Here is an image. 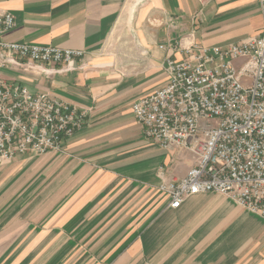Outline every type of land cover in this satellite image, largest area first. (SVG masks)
Returning a JSON list of instances; mask_svg holds the SVG:
<instances>
[{"label":"crops","instance_id":"obj_1","mask_svg":"<svg viewBox=\"0 0 264 264\" xmlns=\"http://www.w3.org/2000/svg\"><path fill=\"white\" fill-rule=\"evenodd\" d=\"M0 11L14 18L1 41L84 53L44 72L0 51L1 78L88 112L61 153L0 168V264H264L260 216L211 193L168 206L158 187L192 156L158 147L132 113L166 84L179 44L258 36L259 0H0Z\"/></svg>","mask_w":264,"mask_h":264},{"label":"built area","instance_id":"obj_2","mask_svg":"<svg viewBox=\"0 0 264 264\" xmlns=\"http://www.w3.org/2000/svg\"><path fill=\"white\" fill-rule=\"evenodd\" d=\"M258 36L225 47L190 42L167 59L166 84L132 105L147 139L166 151H188L193 164L178 181L162 180L160 193L177 209L197 194H217L264 219V0ZM14 27L0 11V51L44 72L72 68L84 53L38 44L3 42ZM5 62L0 61V72ZM88 112L49 94H31L0 74V168L17 156L61 153L63 142L80 131ZM162 176V173L159 175Z\"/></svg>","mask_w":264,"mask_h":264}]
</instances>
